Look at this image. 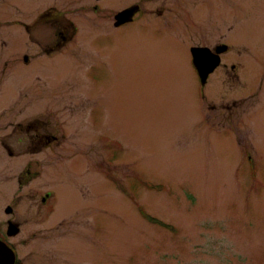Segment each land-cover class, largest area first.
I'll list each match as a JSON object with an SVG mask.
<instances>
[{
  "label": "rangeland",
  "instance_id": "374dc122",
  "mask_svg": "<svg viewBox=\"0 0 264 264\" xmlns=\"http://www.w3.org/2000/svg\"><path fill=\"white\" fill-rule=\"evenodd\" d=\"M64 1L0 0V228L19 224L11 242L21 260L264 264V0L192 5L188 41L223 35L232 47L223 62L245 68L240 80L217 69L203 88L208 109L189 56L149 25L89 33L79 61L64 64L70 47L49 57L51 20L74 18ZM81 16L87 31L92 17ZM74 99L82 112L69 111ZM237 99L222 118L220 105ZM27 125L58 139L31 150Z\"/></svg>",
  "mask_w": 264,
  "mask_h": 264
},
{
  "label": "flooded vegetation",
  "instance_id": "af4514ba",
  "mask_svg": "<svg viewBox=\"0 0 264 264\" xmlns=\"http://www.w3.org/2000/svg\"><path fill=\"white\" fill-rule=\"evenodd\" d=\"M198 1L199 0H131L129 2H126L121 10L115 11L112 10L109 6L105 5L104 0H66L61 4L72 5L71 10L72 12H74V18L69 19L59 17L58 19L51 20V22L55 20V23L58 24V27L53 33L52 40L47 41L43 46L44 53L49 57H52L56 54L63 53L68 49V47H70L72 50L68 49V52L71 51V56H69L68 58H63L64 64H68L71 58L79 61V54H82L83 51H87L86 49L89 46V33L91 34L98 31L103 36L110 35L113 31H122L129 24H134L133 26L136 27L138 25H149L152 26L155 31H162L167 35L172 36L175 39L177 46H180L179 50L181 55L184 54V56H189V67L192 68L193 58L191 55V50L193 47H207L210 48L213 52H217V48H219L220 45L227 44L224 42L225 36L223 35L218 36L217 41L211 44L203 42H197L193 44L194 41H188V36L191 37L193 29L197 28L196 22L193 21L192 5L196 4ZM59 5L60 4H58V6L51 4L49 8L50 10H54L55 8H58ZM66 6L67 5H64V7ZM189 7L191 9V13L188 10ZM147 11H150V14L153 15H151V18L146 19V17H148L146 13ZM83 12L89 13L92 17L90 28L87 31L86 21L81 16ZM122 13L124 14L123 16L120 15ZM201 37H204L207 41L210 40V42L214 40V34L206 35V37L202 34ZM231 51L232 47L230 46L225 54H221V65L223 64V67L229 66V68L233 69V72L235 73V80H240L243 76L245 68H243L241 64L236 62H223V56L231 54ZM237 55L241 56L242 54L239 52L235 54V56ZM95 68L96 66L95 64H93L90 69L94 70ZM246 84H248L249 86L252 85V83L250 82ZM251 88L255 90L254 87L251 86ZM205 102H207L208 104L207 99L205 100ZM240 103L241 101L238 99L233 100L231 104H229V102L222 103L220 105V109L222 110L221 117H224L225 119L233 117V115L230 114L228 110H232L236 106H239ZM64 106L66 105L64 104ZM82 108L83 104L81 103V100L74 99L70 103L69 111L82 112ZM208 108L209 107H207V109ZM211 109L215 110L216 108L210 107V110ZM254 111H256V109H254ZM95 115L96 113H94V111H91L90 116L95 118ZM38 130L39 129L34 125H27L26 127V134L31 133L33 135L29 144V148L31 150H34L37 146L42 145H44V148H48L50 146L49 143L52 144L54 141H57L58 138H56L54 134L51 136L43 135V133ZM43 198L44 197H42L41 202H43L44 204L46 201L44 202ZM10 223L14 222L7 218L5 220V223L3 224H7V227L5 228L4 226V228H0V240L8 244V246L17 253L15 245L13 244V242H11V238L13 237L9 236L7 233L8 225ZM15 264L25 263L23 262V260H19L16 258Z\"/></svg>",
  "mask_w": 264,
  "mask_h": 264
},
{
  "label": "water",
  "instance_id": "95a60500",
  "mask_svg": "<svg viewBox=\"0 0 264 264\" xmlns=\"http://www.w3.org/2000/svg\"><path fill=\"white\" fill-rule=\"evenodd\" d=\"M123 16L124 14H120ZM227 47L224 46L219 50L221 53L222 51H226ZM208 49H200L194 48V63L197 66L200 76L202 78V82L204 83L208 77V75L214 71V69L220 63V57L217 55L216 57L210 55ZM11 209H7V212H11ZM19 232V226L12 224L9 227V234L14 235ZM15 255L11 249H9L3 242H0V264H14Z\"/></svg>",
  "mask_w": 264,
  "mask_h": 264
},
{
  "label": "trees",
  "instance_id": "16d2710c",
  "mask_svg": "<svg viewBox=\"0 0 264 264\" xmlns=\"http://www.w3.org/2000/svg\"><path fill=\"white\" fill-rule=\"evenodd\" d=\"M158 187V189H160V187L159 186H157ZM155 187L154 186H152L151 184H149V189H154ZM142 215H143V217L145 218V219H147L149 222H151V223H153V224H157V225H160V226H162V227H165V228H169V225L168 224H165V223H163L161 220H159V219H157V218H154V217H152V216H150L149 214H147V213H142ZM173 228L171 227V230H172ZM173 231V230H172Z\"/></svg>",
  "mask_w": 264,
  "mask_h": 264
}]
</instances>
